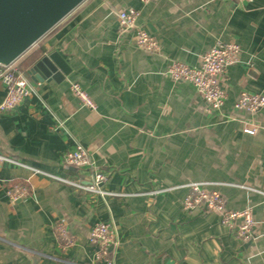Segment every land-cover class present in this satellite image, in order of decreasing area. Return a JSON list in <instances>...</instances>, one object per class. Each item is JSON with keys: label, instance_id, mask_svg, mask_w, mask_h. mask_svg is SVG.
<instances>
[{"label": "crops", "instance_id": "0c3cea01", "mask_svg": "<svg viewBox=\"0 0 264 264\" xmlns=\"http://www.w3.org/2000/svg\"><path fill=\"white\" fill-rule=\"evenodd\" d=\"M128 7L159 51L119 31L117 13ZM219 41L236 42L241 54L221 75L227 98L213 110L166 71L174 61L199 65ZM52 52L69 74L61 81L27 74L31 94L0 112V264H105L89 240L97 222L117 229L114 264H264V108H235L242 91L264 94V0H85L18 64L27 71ZM5 90L0 80V102ZM250 125L255 134L244 132ZM77 143L107 176L106 196L34 172L89 183L90 168L64 166ZM16 181L32 193L13 203L6 188ZM192 182L220 192L229 209L251 207V238L242 241L216 212L186 210Z\"/></svg>", "mask_w": 264, "mask_h": 264}, {"label": "built area", "instance_id": "2783aa9c", "mask_svg": "<svg viewBox=\"0 0 264 264\" xmlns=\"http://www.w3.org/2000/svg\"><path fill=\"white\" fill-rule=\"evenodd\" d=\"M147 4L155 0H140ZM252 2L254 0H240ZM139 11L134 7H128L117 13L119 31H133L136 45L147 52L159 51L157 39L150 35L145 29L137 24ZM241 48L236 42L219 41L209 51L202 55L199 65L190 66L182 62L174 61L168 67L166 73L175 81H186L191 83L197 92L204 99L207 106L213 110H220L227 98L226 91L220 84V77L230 65L240 61ZM0 80L5 85V96L0 102V112H6L16 108L25 97L33 91L32 84L27 71L20 67L18 61L8 65L0 66ZM72 90L82 101L83 105L92 109L96 108L95 103L78 84H72ZM238 110L256 112L264 108V94L242 91L235 102ZM259 127L250 125L244 127V132L255 134ZM66 168H90L91 179L89 183L81 181H70L59 176L50 175L44 171L33 169L36 173L46 174L54 179L70 184L79 190L93 192L106 196L107 191L102 189V184L107 176L96 169L94 162L87 149L77 143L73 150L66 153L64 158ZM206 183H189V192L183 200L186 210H199L203 212H216L221 217V223L235 230L242 241H247L253 235L255 220L251 207L243 210H233L227 207L225 197L218 191L206 189ZM7 195L11 201L17 202L26 200L32 193L29 184L14 182L6 188ZM60 237L66 246L73 243L68 231L63 226L58 227ZM89 240L96 247V258L105 264H114L111 258V251L118 246L119 239L117 229L111 222H97L90 230Z\"/></svg>", "mask_w": 264, "mask_h": 264}, {"label": "water", "instance_id": "95a60500", "mask_svg": "<svg viewBox=\"0 0 264 264\" xmlns=\"http://www.w3.org/2000/svg\"><path fill=\"white\" fill-rule=\"evenodd\" d=\"M84 1L0 0V66L18 61ZM69 72L58 52L39 56L27 68L36 80L61 81Z\"/></svg>", "mask_w": 264, "mask_h": 264}, {"label": "trees", "instance_id": "16d2710c", "mask_svg": "<svg viewBox=\"0 0 264 264\" xmlns=\"http://www.w3.org/2000/svg\"><path fill=\"white\" fill-rule=\"evenodd\" d=\"M16 182H20V181H16Z\"/></svg>", "mask_w": 264, "mask_h": 264}]
</instances>
